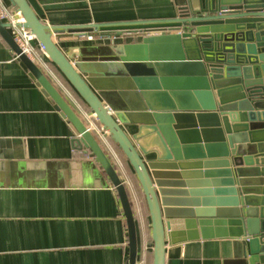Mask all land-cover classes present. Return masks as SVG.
I'll use <instances>...</instances> for the list:
<instances>
[{"label":"water","instance_id":"obj_1","mask_svg":"<svg viewBox=\"0 0 264 264\" xmlns=\"http://www.w3.org/2000/svg\"><path fill=\"white\" fill-rule=\"evenodd\" d=\"M8 1L126 157L149 215L151 264H165L168 244L213 237L230 241L239 264H264V0H174L166 19L81 25H49L27 0ZM94 33L132 40L93 45L77 61L81 47L55 41ZM0 35L115 188L135 264L134 214L112 161L1 20Z\"/></svg>","mask_w":264,"mask_h":264},{"label":"crops","instance_id":"obj_2","mask_svg":"<svg viewBox=\"0 0 264 264\" xmlns=\"http://www.w3.org/2000/svg\"><path fill=\"white\" fill-rule=\"evenodd\" d=\"M27 2L49 25L166 19L175 10L174 0ZM109 39L130 41L132 36L94 33L55 41L64 52L81 47L83 57L75 56L77 61ZM33 45L39 49L36 40ZM43 61L39 68L82 117L85 106L56 68ZM126 131L133 134L135 127ZM76 136L0 35V264H128L127 226L117 192L92 154L75 147ZM95 136L127 188L138 238L136 261L151 264L150 220L133 171L112 144L108 148ZM239 263L227 239L166 246L165 264Z\"/></svg>","mask_w":264,"mask_h":264},{"label":"built area","instance_id":"obj_3","mask_svg":"<svg viewBox=\"0 0 264 264\" xmlns=\"http://www.w3.org/2000/svg\"><path fill=\"white\" fill-rule=\"evenodd\" d=\"M0 20L7 24L8 32L23 54L36 64L39 62L44 63V57L48 60L41 46L39 45L38 49L33 45L35 37L28 29L22 26L23 18L21 13L6 0H0ZM89 37L91 38V36ZM39 50L41 51V54L39 53ZM82 117L86 121V125L92 133L97 135L109 148L111 143L109 141L108 133L96 122L94 114L85 110ZM150 248H152V246H150ZM135 264H143V261H136Z\"/></svg>","mask_w":264,"mask_h":264},{"label":"trees","instance_id":"obj_4","mask_svg":"<svg viewBox=\"0 0 264 264\" xmlns=\"http://www.w3.org/2000/svg\"><path fill=\"white\" fill-rule=\"evenodd\" d=\"M48 61L56 68V70L58 71V73L61 75V77L64 79V81L67 83V85L69 86V88L72 90V92L76 95V97L79 99V101L85 106V109L88 111V112H91L90 108L86 105V103L82 100V98L76 93V91L71 87V85L67 82V80L64 78V76L59 72V70L57 69V67L48 59ZM109 141L111 142V144L113 145V147L115 148V150L117 151V153L119 154V156L124 160V162L126 163L127 166H129L128 164V161L126 159V157L123 155V153L121 152V150L117 147V145L111 140V138L109 137ZM88 153L87 154H92L90 152V150H87ZM130 167V166H129ZM133 173V172H132ZM133 178L135 179L136 183L138 184V181H137V178L135 176V174L133 173ZM139 185V184H138ZM140 188V186H139ZM140 192H141V196H142V199H143V202L145 204V208L147 209L146 207V203H145V199H144V195L141 191V189H139ZM149 260H151V254H149Z\"/></svg>","mask_w":264,"mask_h":264},{"label":"rangeland","instance_id":"obj_5","mask_svg":"<svg viewBox=\"0 0 264 264\" xmlns=\"http://www.w3.org/2000/svg\"><path fill=\"white\" fill-rule=\"evenodd\" d=\"M109 41H110V39H109ZM109 43V42H108Z\"/></svg>","mask_w":264,"mask_h":264}]
</instances>
